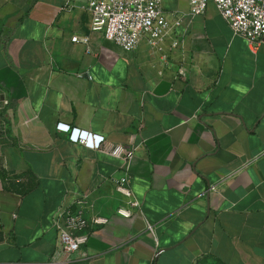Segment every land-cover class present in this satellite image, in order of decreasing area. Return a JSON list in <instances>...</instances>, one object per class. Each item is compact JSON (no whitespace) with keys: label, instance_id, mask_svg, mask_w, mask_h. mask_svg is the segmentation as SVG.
<instances>
[{"label":"crops","instance_id":"0c3cea01","mask_svg":"<svg viewBox=\"0 0 264 264\" xmlns=\"http://www.w3.org/2000/svg\"><path fill=\"white\" fill-rule=\"evenodd\" d=\"M83 2L0 0V264H264V43L253 51L213 1L192 16L189 0H163L184 14L165 60L92 31ZM60 122L136 147L142 213L117 212L121 160ZM85 194L88 240L65 255L54 219Z\"/></svg>","mask_w":264,"mask_h":264},{"label":"built area","instance_id":"2783aa9c","mask_svg":"<svg viewBox=\"0 0 264 264\" xmlns=\"http://www.w3.org/2000/svg\"><path fill=\"white\" fill-rule=\"evenodd\" d=\"M209 1H213L225 21L236 36L248 41L255 51L264 43V0H189L192 16L204 13ZM76 7L75 0H66L62 10ZM91 17L90 29L101 32L105 39L119 45L126 51H134L146 40L149 45L168 59L165 44L178 48L181 41L176 38L174 28L180 26L184 14L164 10L163 0H84L80 6ZM74 42L89 45V35H74ZM90 48L88 47V50ZM184 66L177 68L178 76L185 74ZM9 105V95L0 83V158L3 156L4 141L8 138L7 121L4 112ZM56 128L67 134L74 143L82 144L94 150H103L121 160L123 175L117 178L116 188L125 198V206L118 209V214L132 217L142 213L141 202L136 198L131 185V166L135 157L134 146L109 141L105 135L94 133L68 123H58ZM215 187H212L214 189ZM88 194L82 195L70 207L60 209L54 219V227L58 233L59 251L71 255L88 240L85 207ZM94 224L107 223V219L96 217ZM1 224V222H0ZM146 228L154 231V226L146 222ZM48 264H69V259L55 260Z\"/></svg>","mask_w":264,"mask_h":264},{"label":"water","instance_id":"95a60500","mask_svg":"<svg viewBox=\"0 0 264 264\" xmlns=\"http://www.w3.org/2000/svg\"><path fill=\"white\" fill-rule=\"evenodd\" d=\"M165 250H167V249H165ZM161 251H159V253H160Z\"/></svg>","mask_w":264,"mask_h":264}]
</instances>
